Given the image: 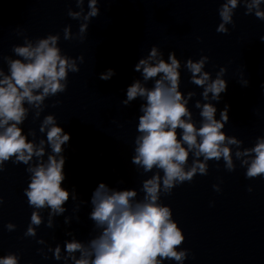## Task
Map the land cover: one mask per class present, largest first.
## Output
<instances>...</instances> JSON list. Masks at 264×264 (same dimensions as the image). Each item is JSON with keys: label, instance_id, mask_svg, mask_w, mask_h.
Wrapping results in <instances>:
<instances>
[{"label": "clouds", "instance_id": "1", "mask_svg": "<svg viewBox=\"0 0 264 264\" xmlns=\"http://www.w3.org/2000/svg\"><path fill=\"white\" fill-rule=\"evenodd\" d=\"M100 2L88 0L85 13V0H75L79 11L69 9L68 16L82 23L76 34L72 33L71 25L66 26L63 29L65 40L78 38L83 41L89 22L100 14ZM241 2L246 8L245 15L254 13L258 19L264 20L261 8L264 0H224L218 10L221 23L217 32H229L226 25L234 24V10ZM260 39L264 41V36ZM59 40V34H49L35 41L25 37L22 45H13L12 48L19 58H2L8 65V72L0 68V172L5 170L8 161L28 166L30 183L24 194L29 206L35 210L24 233L26 237H36L37 227L44 222L41 215L44 209H49L46 226L52 228L54 217L66 212L64 205L70 197L76 199L73 192L62 187L66 161L64 145L70 142V134L58 126L53 114L43 118L39 131L46 133V139L41 138L38 143L35 130L29 129L25 135L20 127L28 118L30 109L35 110L33 118H39L45 100L67 90L69 72L80 71L77 60L83 63L84 57L72 58L63 54L58 47ZM208 61V56H201L195 61L189 58L184 64L191 73L190 82L203 89L201 96L205 102H195L201 117L197 127L188 108L196 93L189 91L185 96L180 90L181 61L176 53L169 52L165 60L160 49L152 46L149 54L139 59L134 71L141 73L143 79L134 80L128 86L127 98L121 103L127 106L138 98L144 101L139 109V134L134 141L131 162L144 173L156 171L142 181L140 191L144 195L139 200L136 189L116 190L99 183L91 196L89 214L98 234L84 243L73 233H66L73 237L64 242L66 255L62 254L59 244L48 249L56 260L63 259L65 264L69 261L72 264H164L165 260L184 264L189 255L187 249L180 247L185 236L173 219L172 209L161 203V194L171 195L176 186L192 182L197 174L207 175L210 160L219 162L223 159L225 169L234 171L233 155L240 161V166L246 168L247 179L264 177V136L257 137L253 147L241 149L243 141L223 131L229 121L230 106L225 105L220 111V119H217V108L212 101L219 102L221 94L227 91V81L223 78L227 69L221 67L213 79L212 74L205 71ZM114 75L115 71L108 69L99 78L107 81ZM148 81H154L151 88L146 86ZM240 84L247 87L249 81L244 79ZM59 103L56 101L53 107ZM178 129L181 130L179 133ZM190 154L192 162L189 165ZM213 189L221 191L219 184H214ZM247 190L251 192L253 189L249 186ZM2 204L3 198L0 197ZM71 219L65 217L64 223L69 224ZM76 219L78 221L79 217ZM6 228L11 232L16 225L9 222ZM37 243L44 244L45 241L40 239ZM19 260L18 255L9 253L0 257V264H19Z\"/></svg>", "mask_w": 264, "mask_h": 264}]
</instances>
